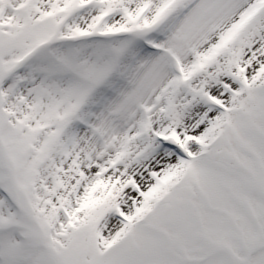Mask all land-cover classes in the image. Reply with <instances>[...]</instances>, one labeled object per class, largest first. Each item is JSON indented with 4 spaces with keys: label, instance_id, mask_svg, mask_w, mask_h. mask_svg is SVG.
<instances>
[{
    "label": "snow or ice",
    "instance_id": "1",
    "mask_svg": "<svg viewBox=\"0 0 264 264\" xmlns=\"http://www.w3.org/2000/svg\"><path fill=\"white\" fill-rule=\"evenodd\" d=\"M0 264H264V0H0Z\"/></svg>",
    "mask_w": 264,
    "mask_h": 264
}]
</instances>
